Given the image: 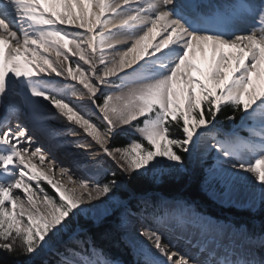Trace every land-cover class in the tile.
I'll list each match as a JSON object with an SVG mask.
<instances>
[{
	"label": "snow or ice",
	"instance_id": "obj_1",
	"mask_svg": "<svg viewBox=\"0 0 264 264\" xmlns=\"http://www.w3.org/2000/svg\"><path fill=\"white\" fill-rule=\"evenodd\" d=\"M185 176L246 219L153 190ZM101 237L264 264V0H0V264H120Z\"/></svg>",
	"mask_w": 264,
	"mask_h": 264
},
{
	"label": "trees",
	"instance_id": "obj_2",
	"mask_svg": "<svg viewBox=\"0 0 264 264\" xmlns=\"http://www.w3.org/2000/svg\"><path fill=\"white\" fill-rule=\"evenodd\" d=\"M196 180H197L196 177H194L193 179H189V181L187 180L185 183L178 184L180 185V187H177V183L173 181L162 182V183L159 182L154 184L152 187L156 194H164L169 197L175 195L179 191L180 192L183 191L182 195L190 197L197 203H199V201L203 202L206 207L204 209L206 212L215 213L216 215L220 214L221 216L229 214L231 215V217L236 219H246V217H242L237 214L239 211L233 209H224L222 207L215 205L212 202H209V200L206 199V197H204V195L202 194V190L201 189L199 190V188L196 186L197 184ZM101 242L104 243L105 246L110 249L111 254L116 259L121 260L124 263L131 264V256L129 254L128 248L122 245H118L115 242L109 241L104 237H101ZM4 259H9V258L5 257Z\"/></svg>",
	"mask_w": 264,
	"mask_h": 264
},
{
	"label": "rangeland",
	"instance_id": "obj_3",
	"mask_svg": "<svg viewBox=\"0 0 264 264\" xmlns=\"http://www.w3.org/2000/svg\"><path fill=\"white\" fill-rule=\"evenodd\" d=\"M195 176H185L183 179H181V180H179V181H173V182H175V183H177V187H180V185H178V184H182V183H185L187 180L189 181V179H193ZM168 181H171V180H167V179H165V180H163V181H161V183L162 182H168ZM43 183V182H42ZM196 186L199 188V190L201 189V187H200V184H199V182L196 180ZM45 187H47V185L45 184ZM202 190V189H201ZM183 192V191H182ZM182 192H178V193H176L175 195H173V196H171L172 198L173 197H176L177 199H182V200H189L190 202H193V203H196L197 205H199L201 208H203V209H205L206 207H205V205H204V203L203 202H201V201H199V203H197L196 201H194L193 199H191L190 197H187V196H185V195H182ZM202 194L204 195V197H206V199H208V197H207V194L202 190ZM157 195H159V196H161V197H164V198H167V199H172L171 197H169V196H166V195H164V194H157ZM201 202V203H200ZM212 203H214V202H212ZM215 204V203H214ZM216 205V204H215ZM217 206H219V205H217ZM219 207H222V208H224V209H233V210H236V211H240L239 210V208L238 207H230V206H219ZM218 216H221L220 214L218 215ZM221 217H226V218H228V219H236V218H233V217H231V215H229V214H226V215H224V216H221ZM129 254H130V256H131V264H135V261H136V256L133 254V252H132V250L130 249L129 250ZM120 261V264H127V263H124V262H122L121 260H119Z\"/></svg>",
	"mask_w": 264,
	"mask_h": 264
},
{
	"label": "bare ground",
	"instance_id": "obj_4",
	"mask_svg": "<svg viewBox=\"0 0 264 264\" xmlns=\"http://www.w3.org/2000/svg\"><path fill=\"white\" fill-rule=\"evenodd\" d=\"M85 67H87V66H85ZM72 99L74 100V102H76V103H78V104H86V101H79V100H77L74 96L72 97ZM54 151H56L57 152V154L58 155H60V157H61V159H63V155H62V153L60 152V150H58V149H56V148H54L53 149ZM67 162H70V161H67ZM41 168L42 169H46L47 168V162H46V164L45 165H41ZM49 174V176H52L53 175V173H51V172H49L48 173ZM80 174H82L81 172H77V175H80ZM55 178L56 179H60L67 187H73V185L72 184H69L68 183V181H67V177L66 176H64V177H61L60 176V174L58 173V171L55 173ZM172 198V197H171ZM172 199H177L176 197H173ZM187 200V199H186ZM187 201H189V200H187ZM190 202V201H189ZM191 203H193V202H191ZM193 205L195 206V205H197L196 203H193ZM205 211V210H204ZM221 217V216H220ZM223 218V217H222ZM224 218H226V217H224ZM173 242H175V241H173ZM145 243L146 244H149V247H151V244L148 242V241H145ZM129 249V248H128ZM130 250V249H129ZM153 251H154V249H153Z\"/></svg>",
	"mask_w": 264,
	"mask_h": 264
},
{
	"label": "water",
	"instance_id": "obj_5",
	"mask_svg": "<svg viewBox=\"0 0 264 264\" xmlns=\"http://www.w3.org/2000/svg\"><path fill=\"white\" fill-rule=\"evenodd\" d=\"M173 196V195H172Z\"/></svg>",
	"mask_w": 264,
	"mask_h": 264
}]
</instances>
